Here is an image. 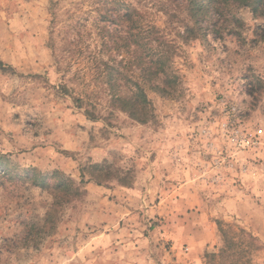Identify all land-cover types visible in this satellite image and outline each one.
<instances>
[{
    "label": "rangeland",
    "instance_id": "1",
    "mask_svg": "<svg viewBox=\"0 0 264 264\" xmlns=\"http://www.w3.org/2000/svg\"><path fill=\"white\" fill-rule=\"evenodd\" d=\"M187 7L0 0V264H264V22ZM145 31L177 83L140 123L111 102L157 59Z\"/></svg>",
    "mask_w": 264,
    "mask_h": 264
},
{
    "label": "trees",
    "instance_id": "2",
    "mask_svg": "<svg viewBox=\"0 0 264 264\" xmlns=\"http://www.w3.org/2000/svg\"><path fill=\"white\" fill-rule=\"evenodd\" d=\"M188 3L189 7L186 8L188 14L196 11L204 13L208 11L219 12L222 11L223 8L228 7L230 4L235 3L237 5L249 8L254 18H261L264 22V0H188ZM193 25L196 26L198 30H200V22L195 21ZM262 27H264V25ZM185 28L188 29V26H186ZM149 32L145 31V35L141 38L139 37V39L137 38V41H134V44L140 46L138 41H141L140 47H144L143 51L145 52V54L148 56H150L151 54H156L157 59L151 60L149 61V63H143L142 56L139 55V74L134 79H132L131 77L127 79L131 80L128 82H130L131 86L134 87L133 91H130L129 95H127L126 97L114 94L111 102L112 106L119 105L120 109L126 112L131 119L140 123H146L147 118H150L152 114V106L151 101L148 97V93L152 92L159 93L161 94V96H170L171 93H169L167 88L170 86L173 87L177 83V78L175 77L162 76L163 74L165 75V71L163 70V68L165 65L164 57H166V54L163 50L168 48L173 50V46L168 43H164L161 38L156 37L155 35L152 36V33ZM149 39L153 41H150ZM150 42L155 43V45L151 46ZM121 47L123 48L122 51H120V48L116 47V54L121 57L120 62H118L117 64V68H115L116 66H111L108 61L101 60L102 66L109 77V79L107 80V84H111V89L115 90H117L116 88H118L117 86H119L116 82H119L118 80H120L121 77L120 69L118 68H120L124 63L123 60H126L127 57L131 55L128 43H125V41H123ZM114 71L117 72V75H119V77L115 76L113 77V79H111ZM166 76L168 75L166 74ZM98 167L99 166L95 165L92 167V169ZM93 179L95 180L96 184H101L99 179ZM39 181H41L40 183L44 185L42 183V179ZM54 190L60 191L63 195L62 198L66 202L70 197H76L79 194L78 186L74 188L72 181L69 180L64 183L59 182L58 184L54 185Z\"/></svg>",
    "mask_w": 264,
    "mask_h": 264
},
{
    "label": "built area",
    "instance_id": "3",
    "mask_svg": "<svg viewBox=\"0 0 264 264\" xmlns=\"http://www.w3.org/2000/svg\"><path fill=\"white\" fill-rule=\"evenodd\" d=\"M231 112H235V108H231ZM258 134H260V131H258ZM251 141L248 139L243 138H237L236 143L238 146H245L248 145Z\"/></svg>",
    "mask_w": 264,
    "mask_h": 264
}]
</instances>
